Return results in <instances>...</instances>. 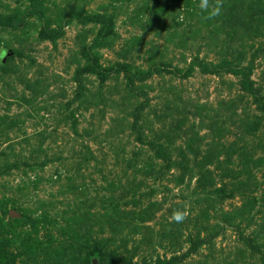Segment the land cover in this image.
<instances>
[{"label":"rangeland","instance_id":"1","mask_svg":"<svg viewBox=\"0 0 264 264\" xmlns=\"http://www.w3.org/2000/svg\"><path fill=\"white\" fill-rule=\"evenodd\" d=\"M198 2L0 0V264H264V0Z\"/></svg>","mask_w":264,"mask_h":264},{"label":"clouds","instance_id":"2","mask_svg":"<svg viewBox=\"0 0 264 264\" xmlns=\"http://www.w3.org/2000/svg\"><path fill=\"white\" fill-rule=\"evenodd\" d=\"M197 7L206 14V18H211L220 14V7L218 4L213 5L210 0H199ZM176 220L182 219V215L177 213L175 215Z\"/></svg>","mask_w":264,"mask_h":264},{"label":"trees","instance_id":"3","mask_svg":"<svg viewBox=\"0 0 264 264\" xmlns=\"http://www.w3.org/2000/svg\"><path fill=\"white\" fill-rule=\"evenodd\" d=\"M21 22H18V23H14V22H11V21H4L3 23L0 22L1 25L5 26V27H12L14 26L15 24H19L20 25Z\"/></svg>","mask_w":264,"mask_h":264}]
</instances>
